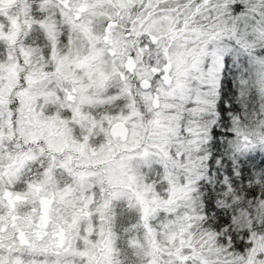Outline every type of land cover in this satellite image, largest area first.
I'll list each match as a JSON object with an SVG mask.
<instances>
[{
	"label": "snow or ice",
	"instance_id": "6c2138e0",
	"mask_svg": "<svg viewBox=\"0 0 264 264\" xmlns=\"http://www.w3.org/2000/svg\"><path fill=\"white\" fill-rule=\"evenodd\" d=\"M0 264H264V0H0Z\"/></svg>",
	"mask_w": 264,
	"mask_h": 264
}]
</instances>
